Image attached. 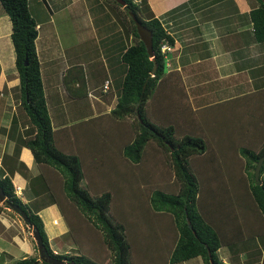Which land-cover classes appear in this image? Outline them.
I'll list each match as a JSON object with an SVG mask.
<instances>
[{
    "label": "crops",
    "instance_id": "crops-1",
    "mask_svg": "<svg viewBox=\"0 0 264 264\" xmlns=\"http://www.w3.org/2000/svg\"><path fill=\"white\" fill-rule=\"evenodd\" d=\"M132 1L136 4L142 2ZM146 1L174 38L157 99L160 97L165 101L169 94L180 91L186 100V110L178 100L175 104L181 105L183 116L189 117L187 121L199 123L203 121L201 117L211 113L205 108L235 104L238 110H243V116H248L249 113L253 115L251 112L256 104L264 107V39L256 35L252 17V12L261 7L264 0ZM29 2L38 22L36 47L47 105L52 103L55 109L51 113L48 106L53 129L57 131L58 146L68 152L75 151L81 157L92 150L95 152V145L98 146L95 142L103 124L104 136L109 139L105 147L108 150L116 148L114 140L117 143L120 139V130L106 115L117 105L121 89L119 80L123 78L126 66L122 55L130 41L134 42L129 27L114 11L121 12L110 7L105 0ZM56 11L63 21L68 17L67 22H74L71 28L76 42L70 52L74 61L62 47L61 34L55 24ZM65 12H68L67 17ZM10 22L0 1V106L9 107L0 112L1 167L10 175L17 196L26 206L32 207L30 211L43 219L53 252L78 254L72 252L70 226L60 205L47 189V182L58 186L59 174L51 167L38 165L32 151L22 144L31 125L27 119L21 118L13 100V88L20 80L14 53L9 54V47L4 51V43L8 42L12 32ZM10 60L13 66H4ZM100 63L110 73V76L103 74L104 80L101 76L105 71ZM106 80H110V84L104 91ZM111 92H114L112 97L109 96ZM19 103H22L20 98ZM174 107L165 101L160 111L162 114L171 111L177 119L180 115ZM72 117H75L77 126L66 125ZM79 117L81 119L77 120ZM78 121L81 124L78 125ZM82 125L84 128L93 127L89 135L82 130ZM230 181L233 180L226 179L227 184ZM226 193L236 198V210L224 211L218 204L209 207L202 204V212L224 242L217 251L219 260L225 264H264L263 217L253 207L249 208L247 201L246 205L243 204L235 193ZM0 206V264H17L26 258H36L34 264H47L40 257L35 236L30 237L34 228L27 223L26 217L16 209V214L21 215L26 223L27 231L14 215L4 211V202H0ZM168 264L204 262L201 256H197Z\"/></svg>",
    "mask_w": 264,
    "mask_h": 264
},
{
    "label": "trees",
    "instance_id": "trees-1",
    "mask_svg": "<svg viewBox=\"0 0 264 264\" xmlns=\"http://www.w3.org/2000/svg\"><path fill=\"white\" fill-rule=\"evenodd\" d=\"M0 1L11 21L10 38L15 52V68L20 80L18 88H20L21 105L25 108L31 125V129L26 131L28 135L23 139L22 144L32 151L38 165L51 167L59 174L58 186L55 187V185L47 182V189L58 201L70 226V234L72 236L76 234L71 218L77 217V213H81L80 221L83 218L87 219L101 233L97 236L101 253H103L102 247L105 245L111 251L113 264H136L133 257L135 252L134 239L132 242L129 229L115 215L117 223H114L109 217V211L114 205L112 193L104 191L100 192L101 194L92 195L88 189L81 185L87 176L85 167L89 166V159L85 157V153L81 157L77 152L65 151L57 144V131L53 129L52 125L36 47L38 22L31 10L29 0ZM105 1L109 3L110 7L114 6L119 9L121 13L114 11L115 14L121 22L129 27L134 38L133 44L128 46L122 55V61L126 65L127 71L122 78L123 83H121L117 105L106 115L110 120L115 121L120 131L125 126V118L135 117V121L131 125L133 133L127 135L120 133L119 138L123 141L116 143L117 140H114L116 148H120L121 156L134 166L143 163L150 145L156 144L161 150L169 153L168 159L174 171L177 190L165 188L168 187L167 184H163L164 188L157 184L146 191L149 193L147 199L156 212L155 214H163L159 215L163 219H165L163 216H169L177 231V237L172 243V254L168 261L176 263L201 256L204 264H225L217 256L218 249L224 244L222 237L207 220L198 203V197H200L199 176L194 173L195 170L193 171L194 167L192 166L194 157L203 156L207 153V141L203 137L192 136L188 133L178 136V133L182 132L180 123L160 124L158 122V125L157 120L151 118L147 112L149 103L157 95V90L167 67V58L161 51V45L165 41L171 46L174 45V38L151 11L146 0H142L141 4H136L132 0H125V6L116 0ZM131 12L153 32V57L148 54L144 42L139 37ZM252 17L256 35L264 39V4L252 12ZM155 92L156 94H154ZM258 98L260 101L261 95ZM255 106L251 113L256 116L257 122L259 119V123L264 124V107L259 106V103ZM231 107L238 108L235 107V104ZM242 111L238 110L237 113L246 117L243 116ZM215 115L217 114L211 113L212 117ZM188 118L183 117L182 121L186 122ZM243 122H246V119ZM243 135L245 136L244 133ZM122 136L125 137L122 138ZM104 137L105 144H109V139H106L107 136ZM247 137V143L245 145L240 144V156L245 161L243 166L246 170L245 190L234 189L233 193L236 194V197L241 198L243 204L246 205L247 201L248 207H253L264 220V181L258 184L255 180L256 163L264 154V142L262 143L264 134L261 137L263 140H257L260 137L257 133ZM259 141L262 144L257 146L255 143ZM238 159L240 160L239 157ZM134 166L130 167L129 170L135 169ZM128 172L130 176L134 173ZM263 173L264 163L261 176ZM134 176L142 178V175L137 173ZM228 178L233 181L236 180V176L233 178L228 176ZM142 179L147 182L145 178ZM91 182L89 183L90 187ZM0 186L4 189L6 196L4 206L19 207L25 211L29 217L27 223L36 227L42 240L41 248L50 256L63 259L68 264H85L86 260L89 262L87 264H102L101 261H98L101 254L92 253L93 255L87 256L86 251L78 254L53 252L43 219L38 213L27 209L24 202L17 196L10 175L2 167L0 168ZM245 192L248 194L247 198ZM74 238L79 244L80 239L77 240L76 235ZM43 261L49 264L46 260ZM35 262L36 258H26L19 260L17 264H34ZM139 264L141 263L139 262Z\"/></svg>",
    "mask_w": 264,
    "mask_h": 264
},
{
    "label": "rangeland",
    "instance_id": "rangeland-1",
    "mask_svg": "<svg viewBox=\"0 0 264 264\" xmlns=\"http://www.w3.org/2000/svg\"><path fill=\"white\" fill-rule=\"evenodd\" d=\"M55 13V16L57 17V22L55 24L61 34L60 39L62 41V47L68 51L69 58L74 61V55L70 54L74 48L73 43L76 42L73 41V35L75 34L72 32L71 28L74 22H67L68 12H65L67 17L66 21L62 20L59 12L56 11ZM68 24L70 27H68ZM7 40L8 42L4 43V51L9 47V54L10 52L14 53L15 58L14 47L10 36ZM131 44H133V41H130L129 46ZM70 47H72V49H70ZM168 60L169 59H166L167 63H169ZM8 65L13 66V61H6L4 66ZM100 66L102 68V63H100ZM102 69L105 73L101 70V78L103 77V74L110 76L108 70L104 69V67ZM126 71L127 68L125 67V72ZM102 79L104 80V77ZM102 79L101 86L103 85ZM119 82L123 83V79L120 78ZM18 86L13 88V100L17 103L15 106L17 107V112H19L21 118L23 120H28L25 108L19 103L20 88H18ZM179 92L180 91L176 94L175 92L174 94H169L165 100L171 108L173 105L175 106L174 108L177 109V115H180L177 119L176 116L173 115V117L171 115V111L168 114L161 113L160 107L164 105L165 101L160 100V97L157 99V96L154 100H151V103H149L147 112L151 118L157 120L156 123H180L182 132H179L178 136H181L183 133H188L192 136L197 135L203 137L207 141V153L203 156H197L192 159V166L194 167L193 171L195 170L194 173L199 176H197L200 184V197H198V203L202 209L204 205L209 207V205L218 204L219 209L221 210H236L238 204L236 198L234 199L231 195H227L226 192L233 193L234 189H238L240 191L245 190L244 178L246 176V170L245 166H243L245 161L243 157L240 156V146L245 145L248 140L247 136H251L254 133H257L260 136L257 140H263L261 137H263L264 134V124L257 122L255 115L248 114V116L244 115L246 117H242L240 113H237L238 108H233L231 107L232 105L229 106L224 104L216 108H205V111L209 110L211 113H215L217 115L212 117L211 113H207L205 116L201 117V120L203 121L200 123L182 121L184 117L182 114V107L179 103L175 104V101L178 100L186 110V100ZM99 93L102 94L103 91L100 90ZM113 94L114 92H111L109 96L112 97ZM154 94H156V92ZM48 106L50 107L51 113H54L55 109L52 106V103L48 104ZM8 108L9 107L5 109L4 105L0 106V112L4 109L8 110ZM11 108L12 107H10V109ZM103 109L108 110V108L105 107H103ZM189 110H191L190 107ZM71 113L73 112L71 111ZM17 117L20 120V117ZM80 117L82 116L80 115ZM80 117L77 118V120L81 119ZM74 118L75 117H72L66 125L73 124L75 126L76 121ZM244 119H246V122H243ZM134 121L135 117L125 118V126L121 129L120 133L125 135L128 133L130 134L131 132L133 133L131 125ZM79 124H81L80 121H78V125ZM101 126L102 131L100 130L95 142L98 143V146L95 145V152L92 150L85 156L89 159V166L85 167L87 176L84 178L81 185L88 189L92 195H95L96 193L101 194L100 192L104 191H110L112 193L114 205L112 210L109 211V217L114 223H117L115 216L118 217V219L123 221L129 229L128 231L132 242L134 239L133 244L135 246L134 248L136 253L134 252L133 257L136 264H139V262L141 264H166L169 262L168 260L172 254V243L177 237V231L169 216L165 215L163 216L165 219H163L159 216L163 214H155L156 212H154L149 199H147L149 193L146 191L150 187L157 184L161 187L163 186L162 188H164L163 184H167L166 186L168 187L165 188L170 190L175 188V190H177V182L175 180L174 171L168 159L169 153L161 150V148L156 144L150 145L148 146L143 163L134 166L121 156L120 148H112V150H108L107 147H105V130L103 132V124ZM84 127L85 125L82 130H86L89 135L93 127ZM123 137L125 136H122V138ZM122 141L123 139H119L117 143H121ZM263 142L264 140L262 143ZM260 143L261 141L256 142L255 144L258 146ZM98 158L99 160L97 161ZM132 166H134L135 169L129 170ZM127 168L128 170L126 171ZM128 171L134 172L132 176H130ZM135 173L142 175V178H145L147 182H145L142 178L134 176ZM97 175H99L100 178L97 179ZM228 176L232 178L233 176H236V180L230 181V183L227 184L226 179ZM90 181H92L91 187L89 185ZM261 181H264L263 174L261 176ZM245 197H248L246 192ZM203 203L204 205H202ZM30 208L33 210L30 205H27V209L30 210ZM4 211L8 214L14 215L15 218L23 224L25 230H28L22 216L16 214L17 211L14 208H5L4 206ZM80 218L81 213H77V217L71 218L75 228L77 240L80 239L78 244L75 241V235L72 236V234H70V242L73 246L72 252L82 253L86 251L87 256L93 255L92 253H96L97 255L101 254L98 261H101L102 264H113L109 248L104 245L102 247L103 253H101L100 246H98L99 239L97 236L101 235V233L92 226L90 221L88 222L87 219L84 218L80 221ZM30 232V237L33 239L34 233L33 231ZM87 263L89 262L86 260L85 264Z\"/></svg>",
    "mask_w": 264,
    "mask_h": 264
},
{
    "label": "water",
    "instance_id": "water-1",
    "mask_svg": "<svg viewBox=\"0 0 264 264\" xmlns=\"http://www.w3.org/2000/svg\"><path fill=\"white\" fill-rule=\"evenodd\" d=\"M117 2H119L122 5H126V1L125 0H116ZM132 18L134 19L136 26H137V32L139 34L140 39L144 42L148 54L153 57L154 55V51H153V32L150 28H148L147 26L143 25L134 15V13H130ZM264 163V154L258 159L256 166H255V180L258 184H261V169ZM6 199L5 196V192L4 189L0 186V202H4ZM15 209H17L19 212H21L23 214V216L26 217V219L29 221V217L26 215L25 211L19 207H14ZM34 228V236L36 241L38 242V245L40 247L39 249V253H40V257L42 260H46L49 264H67L65 260L63 259H58L55 257L50 256V254L46 251H44L41 248V244H42V240L40 238L39 232L36 230V227L33 226Z\"/></svg>",
    "mask_w": 264,
    "mask_h": 264
},
{
    "label": "built area",
    "instance_id": "built-area-1",
    "mask_svg": "<svg viewBox=\"0 0 264 264\" xmlns=\"http://www.w3.org/2000/svg\"><path fill=\"white\" fill-rule=\"evenodd\" d=\"M171 50H172V46L165 41L161 46V51L165 54V58L168 59L167 53L170 52ZM109 84H110V80H106L103 86L104 91L107 90ZM0 168H1V161H0Z\"/></svg>",
    "mask_w": 264,
    "mask_h": 264
},
{
    "label": "clouds",
    "instance_id": "clouds-1",
    "mask_svg": "<svg viewBox=\"0 0 264 264\" xmlns=\"http://www.w3.org/2000/svg\"><path fill=\"white\" fill-rule=\"evenodd\" d=\"M163 44V43H162ZM162 46V45H161ZM171 52V51H170ZM170 52H168V53H170ZM168 53H167V55H168ZM169 59V58H168ZM104 90V89H103ZM11 208H14V207H11ZM15 209V208H14ZM16 210V209H15Z\"/></svg>",
    "mask_w": 264,
    "mask_h": 264
},
{
    "label": "flooded vegetation",
    "instance_id": "flooded-vegetation-1",
    "mask_svg": "<svg viewBox=\"0 0 264 264\" xmlns=\"http://www.w3.org/2000/svg\"><path fill=\"white\" fill-rule=\"evenodd\" d=\"M68 264V263H67Z\"/></svg>",
    "mask_w": 264,
    "mask_h": 264
}]
</instances>
